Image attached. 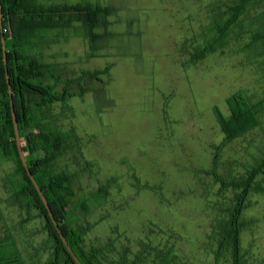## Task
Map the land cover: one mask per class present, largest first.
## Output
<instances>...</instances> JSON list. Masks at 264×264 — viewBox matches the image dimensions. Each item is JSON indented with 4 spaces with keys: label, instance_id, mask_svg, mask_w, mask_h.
<instances>
[{
    "label": "rangeland",
    "instance_id": "1",
    "mask_svg": "<svg viewBox=\"0 0 264 264\" xmlns=\"http://www.w3.org/2000/svg\"><path fill=\"white\" fill-rule=\"evenodd\" d=\"M238 1L42 0L114 11L107 29L96 30L109 34L97 53L76 29L43 52L61 80L109 68L104 85L86 82L91 91L64 110L52 108L57 126L71 134L55 169L75 175L72 223L56 218L64 228H87L85 251L105 250L98 264L124 253L142 255V264H231L228 252L217 263L215 233L236 192L215 174L227 184L264 159V108L256 127L223 147L216 112L228 118L227 101L238 92L251 105L264 100V0H251L222 48L196 64L191 58ZM255 181L240 218L242 264H264V175ZM20 182L15 164L0 157V239L14 240L24 264H50L44 221L13 200Z\"/></svg>",
    "mask_w": 264,
    "mask_h": 264
},
{
    "label": "trees",
    "instance_id": "2",
    "mask_svg": "<svg viewBox=\"0 0 264 264\" xmlns=\"http://www.w3.org/2000/svg\"><path fill=\"white\" fill-rule=\"evenodd\" d=\"M250 2L251 0H239L234 7H230L231 18L223 26L217 27L215 36L203 49L192 55V64L224 46L229 27L236 23ZM0 5V157L12 161L17 174L21 175V182L12 190L13 200L25 209L26 213L35 210L43 219L47 231L46 244H52L50 264H75L60 240L19 158L5 69L12 91L19 138L30 172L43 192L74 254L82 264H98L105 250L97 249L91 253L85 251L83 239L88 232L87 228L72 225L64 228L56 218L57 213H62L72 223L71 209L75 206L72 182L75 175L65 171L58 172L55 169L56 161L68 148L67 142L71 140V134L57 126V117L53 115L52 108L59 104L64 110L71 98L82 97L91 91L85 87L86 82L94 80L104 85L102 77L108 75L109 68L104 72H82L78 77L61 80L54 65L44 61L43 52L48 45L70 38L71 36L66 37L65 33L76 29L75 36L79 35L85 39L91 53H97L100 50L99 43L109 34L100 35L96 30L107 29V19L114 11L110 7L89 2L45 4L42 0H0ZM2 40L6 52V65L3 61ZM59 84H62L63 88L58 91ZM244 97L238 92L228 99L230 110L228 118L216 112L218 124L224 134L222 147L258 124L257 117L260 109L264 108V100L251 105ZM218 159L219 154L215 153L214 172L218 169ZM260 175H264V159L251 167L245 177L227 184L215 174L222 188L230 187L236 192L232 209L227 213L226 219L219 222L216 229L217 263L220 255L228 252L231 255V264H242L239 242L240 218L246 208L248 194ZM81 208L83 210L84 205ZM142 263V255L137 254L131 260L124 253L112 264ZM0 264H24L14 240L7 234L0 239ZM159 264H166V259H162Z\"/></svg>",
    "mask_w": 264,
    "mask_h": 264
},
{
    "label": "water",
    "instance_id": "3",
    "mask_svg": "<svg viewBox=\"0 0 264 264\" xmlns=\"http://www.w3.org/2000/svg\"><path fill=\"white\" fill-rule=\"evenodd\" d=\"M0 27H1V5H0ZM2 51H3V61H4V65H6V52H5V46H4V40H2ZM6 71V82L8 85V93H9V99H10V106H11V115H12V121H13V131H14V136H15V143H16V147H17V151H18V155L19 158L21 160L22 166L26 171V174L28 176V178L30 179L32 185L34 186L35 190L37 191L47 213L48 216L52 222V224L55 227V230L60 238V240L62 241L64 247L66 248L67 252L69 253V255L71 256V258L73 259V261L75 262V264H82L80 262V260L77 258V256L74 254V252L72 251L71 247L69 246L68 242L65 239V236L63 235L60 227L58 226L56 219L51 211V208L49 206V204L47 203L43 192L41 191V189L39 188L37 182L35 181L33 175L30 172V169L28 167V164L26 162L25 156H24V152L22 149V145H21V141L19 138V131H18V123H17V118H16V114H15V110H14V104H13V99H12V91H11V87H10V83H9V77L7 74V69H5Z\"/></svg>",
    "mask_w": 264,
    "mask_h": 264
},
{
    "label": "flooded vegetation",
    "instance_id": "4",
    "mask_svg": "<svg viewBox=\"0 0 264 264\" xmlns=\"http://www.w3.org/2000/svg\"><path fill=\"white\" fill-rule=\"evenodd\" d=\"M43 220V219H42Z\"/></svg>",
    "mask_w": 264,
    "mask_h": 264
}]
</instances>
